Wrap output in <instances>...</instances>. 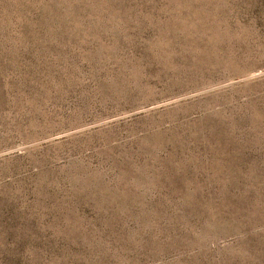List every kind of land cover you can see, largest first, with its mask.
Here are the masks:
<instances>
[{
  "label": "rangeland",
  "instance_id": "374dc122",
  "mask_svg": "<svg viewBox=\"0 0 264 264\" xmlns=\"http://www.w3.org/2000/svg\"><path fill=\"white\" fill-rule=\"evenodd\" d=\"M0 264H264V0H0Z\"/></svg>",
  "mask_w": 264,
  "mask_h": 264
}]
</instances>
